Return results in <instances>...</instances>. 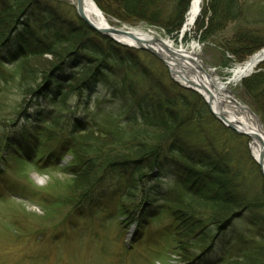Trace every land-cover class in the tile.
Listing matches in <instances>:
<instances>
[{
  "label": "trees",
  "instance_id": "obj_1",
  "mask_svg": "<svg viewBox=\"0 0 264 264\" xmlns=\"http://www.w3.org/2000/svg\"><path fill=\"white\" fill-rule=\"evenodd\" d=\"M94 1L110 18L130 26L160 28L167 35L179 34L191 3ZM247 1L209 0L196 23L203 32L202 41L215 38L230 22L252 23L256 17L249 15ZM60 6L52 0H0V68H17L19 79L12 82L23 102L28 97L45 102L37 104L26 118L21 136L28 138L32 149L35 144L54 145L58 154L69 152L72 156L75 179L70 207L102 206L110 196L109 190L115 192L107 189V184L114 182L124 184L119 189L125 188V199L128 192L139 191L147 183L148 171L158 170L160 177L175 181L181 197L198 198V203L187 207L181 199L171 202L177 192L174 189L161 188L157 195L163 202L173 204L174 208L166 213L180 240L193 250L213 253L218 235L239 218L252 228L264 230V191L253 189L254 183L246 175L254 164L246 149L241 150L240 157L238 151L221 146L219 135L230 132L214 119L205 101L174 83L165 71L166 75L162 71L163 77H158L151 69L136 65L126 57V48L91 32L71 11ZM95 44L102 49H92ZM263 48L264 29L241 28L225 50L242 63ZM44 56L52 58L49 68L30 64ZM0 76L6 84L10 82L2 69ZM9 76L14 78L13 74ZM130 79L139 80L145 89L135 88ZM98 87L108 91L111 102L118 101L120 106L117 110L112 106L105 123H91L90 117L78 115L77 109L69 115L72 99L79 107L89 105ZM244 88L251 98L248 104L264 123V65L245 80ZM212 123L213 130L209 128ZM83 133L84 140L80 142L77 135ZM113 200L111 197L108 201ZM163 204L153 211L154 215L162 211ZM203 204L212 205L214 213L198 212L196 206L201 208ZM221 209L225 212L218 217ZM214 227L217 230L212 232ZM254 250L252 245L246 252ZM224 256L221 260L226 259ZM262 258L253 264H264V255Z\"/></svg>",
  "mask_w": 264,
  "mask_h": 264
},
{
  "label": "rangeland",
  "instance_id": "obj_2",
  "mask_svg": "<svg viewBox=\"0 0 264 264\" xmlns=\"http://www.w3.org/2000/svg\"><path fill=\"white\" fill-rule=\"evenodd\" d=\"M52 1L64 6L79 21L87 25L78 16L77 0ZM208 3L209 0H205L202 9L204 6L208 8ZM246 3L249 15L256 17L252 23L248 22L249 20L230 22L223 32L208 41H202L203 32L199 31L200 26L197 28L196 25L186 35L181 34L182 29L179 34L167 35L160 28L142 24L130 26L109 16L107 18L113 28L151 31L152 34L170 40L176 48H189L196 43L200 46L196 59L204 66V70L212 69L219 78L226 81L236 66L245 63L255 53L261 51H256L240 63L232 53L225 50L227 43L241 28L264 29V0H249ZM253 23L256 25H251ZM111 41L120 45L114 40ZM122 47L127 50L126 57L136 65L144 67L147 71L151 69L158 77H163L162 73L165 71L174 83L181 86L174 81L162 61L154 55L138 47ZM92 49L99 51L102 48L95 44ZM31 61V65L39 68L45 65L49 68L52 58L44 56L38 61ZM263 65L264 61L248 77L232 85L231 92L242 105L250 107L247 99L251 98L245 93V80L258 73ZM1 69L8 75L10 82L6 84L0 76V264H253L263 259L264 230L250 227L244 218H239L241 215L236 217L239 219L227 231L218 235L217 248L213 253L204 254L193 250L187 242L181 241L173 226L174 222L166 213L174 208L173 204L163 202V198L157 196L161 188L175 191L178 189L172 178L160 177L158 170L148 171L150 178L145 179L147 183L142 186L143 188L128 192L125 199L122 198L125 188L119 189H123L124 184L118 185V182H114L107 184L108 190L115 191L108 192L109 198L112 197L113 201L106 198L104 206L96 208H91L89 204L75 209L70 207L75 179L72 174L74 167L71 166L73 158L69 152L58 154L56 148H53L54 145L50 147L35 144L32 149L28 138L24 139L21 136L26 118L33 114L32 110L37 104L45 102L34 97L32 99L28 97L23 102L14 83L19 79V71L9 65ZM11 74L13 79L9 76ZM130 80L135 88L145 89L139 80ZM181 87L188 90L184 86ZM118 105V101L111 102L108 91L98 87L89 105L79 107L76 99H72L69 115L77 109L78 115L89 116L91 123L95 121L105 123L106 115L111 112L112 106L116 107L112 110H117V107H120ZM187 107L186 105L182 108L186 110ZM208 110L211 113L209 107ZM257 116L264 127L262 118L258 114ZM216 121L230 132L229 135H219L221 146L230 147L231 152L238 151L240 157L241 150H247L254 165L249 167L251 171H246V175L248 178L251 177L253 189L259 187L264 191V177L250 151V138L239 135L217 119ZM209 128L213 130L215 125L212 123ZM69 132L70 130L67 133ZM84 135L85 133L77 135L81 139L80 142L84 140ZM96 138L100 140L99 136ZM150 180L156 181L148 182ZM180 199L187 207L198 203V198L181 197L180 191L174 193L171 202ZM161 204L162 211L158 210L154 215L153 211ZM196 208L200 209L198 212L214 213L212 205L203 204L201 208L199 206ZM223 212L225 210L221 209L218 217ZM215 220L214 218V222ZM216 230L214 227L212 232ZM252 245L255 247L254 252H246L251 250ZM223 256L225 260H221Z\"/></svg>",
  "mask_w": 264,
  "mask_h": 264
},
{
  "label": "bare ground",
  "instance_id": "obj_3",
  "mask_svg": "<svg viewBox=\"0 0 264 264\" xmlns=\"http://www.w3.org/2000/svg\"><path fill=\"white\" fill-rule=\"evenodd\" d=\"M204 1L205 0H191L189 11L181 31L182 35L188 34L196 25V22L202 13ZM83 6L85 9V15L96 27L112 28L108 18L101 15L93 0H84ZM132 33L137 40L134 39V37L130 38L125 35H118L115 36V38L121 44L134 48H137L140 45H150L163 57H168L172 59L173 62H175V59H178L179 61L182 60V62L189 68H193L194 66L196 67L195 64L199 63L196 60V57L200 52V46L196 43L190 45L189 48H176L170 40L163 39L162 37L152 34L151 31L134 29L132 30ZM187 58L196 61V63L194 62L195 64L193 63V65L192 63L187 62ZM263 61L264 49L255 53L245 63L236 66L226 81L219 78L216 72L212 69L207 71L205 70L204 74L202 73L203 78L201 81V84L207 87L214 97V102L212 104L213 110L217 113L218 111L221 112L224 115L225 120L239 131L250 135V151L256 161H260L262 154H264V127L247 109L244 108L242 104L238 101H232L230 92L232 85H236L244 77H248ZM178 79L183 82L181 78ZM193 80L198 81V79L195 78H193ZM204 95L208 99L209 96L206 93H204ZM262 162L264 171V160Z\"/></svg>",
  "mask_w": 264,
  "mask_h": 264
},
{
  "label": "water",
  "instance_id": "obj_4",
  "mask_svg": "<svg viewBox=\"0 0 264 264\" xmlns=\"http://www.w3.org/2000/svg\"><path fill=\"white\" fill-rule=\"evenodd\" d=\"M83 3H84V0H77L78 16L93 31H96L97 33H99L102 36H105V37H108L110 39H113L116 42H118V41L116 40L115 36H118V35H125V36H129L130 38L134 37L133 33H132V29H130V28H125L124 27V29L123 28L122 29H117V28H107V27H101V28L96 27L87 18V16L85 15V9H84ZM95 6H96V4H95ZM100 13H101V15L104 16L103 12L100 11ZM134 39L137 40V38H135V37H134ZM118 43H120V42H118ZM139 43H141V42H139ZM122 45H124V44H122ZM138 48L153 54L157 59L162 61L164 63V65L168 68L169 73L171 74V76L174 79V81H177L178 83H180L182 86L186 87L187 89H190V90L194 91L195 93L199 94L205 100V102L208 105V107H209L211 113L213 114V116L221 124H223L227 128H230L231 130H233L234 132H236L239 135H245V136L250 138V135L248 133L239 131L237 128H235L229 122H227L225 120V118H224V115L221 112L218 111V113H217V112H215L213 110L212 104L214 102V97L211 94V92L209 91V89L201 84V81H202V78H203L202 73L204 74V72H205V70L203 68L204 66L202 64L196 63V61H193L192 59L187 58L186 59L187 62H190L192 64L194 62L196 63V64L194 63L196 65V67L194 66L193 68H189L187 65H185L182 62V60L179 61L178 59H175V62H173L172 59H170L168 57H163L160 53H158V51H156L150 45L149 46L140 45V46H138ZM171 66H172L173 69L171 68ZM175 75H177V76H175ZM178 78H181L183 80V82L178 80ZM193 78L198 79V81L195 80L196 81V83H195ZM244 78H246V77H244ZM203 92L206 93L209 96L208 99L205 97ZM230 95H231L232 101L236 102V99H235V97H234L232 92H230ZM244 108L247 109L257 119V121H259L261 123L259 117L249 107L244 105ZM261 125H262V123H261ZM263 160H264V154H262V156L260 158V161H257V163H258V165H259V167L261 169V173H262V175L264 177V171H263V165H262L263 164V162H262Z\"/></svg>",
  "mask_w": 264,
  "mask_h": 264
}]
</instances>
